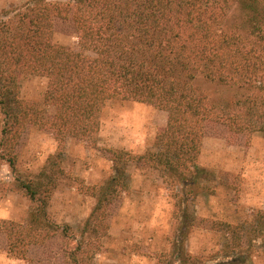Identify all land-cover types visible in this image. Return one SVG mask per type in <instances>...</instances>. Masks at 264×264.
I'll list each match as a JSON object with an SVG mask.
<instances>
[{"label": "trees", "instance_id": "1", "mask_svg": "<svg viewBox=\"0 0 264 264\" xmlns=\"http://www.w3.org/2000/svg\"><path fill=\"white\" fill-rule=\"evenodd\" d=\"M59 19L72 21L78 51L55 42ZM23 76L47 79L52 115L22 99ZM202 84L231 96L212 95ZM116 101L154 106L168 124L143 155L113 152L118 176L110 185H122L131 164L183 179L198 167L207 124L264 133V0H30L0 21V151L9 152L11 169L30 126L53 132L59 149L68 139L95 140L103 110ZM61 162L60 153L36 181L18 180L33 205L27 226L5 225L17 259L58 228L48 208ZM102 192L94 216L115 193Z\"/></svg>", "mask_w": 264, "mask_h": 264}, {"label": "rangeland", "instance_id": "2", "mask_svg": "<svg viewBox=\"0 0 264 264\" xmlns=\"http://www.w3.org/2000/svg\"><path fill=\"white\" fill-rule=\"evenodd\" d=\"M29 1L0 0V21ZM54 40L79 50L72 21H56ZM202 86L231 96L226 88ZM47 87L44 78L20 80L22 99L52 115ZM167 124L168 114L154 106L116 101L103 110L95 140L68 139L59 149L53 132L30 126L16 147V169L4 159L9 152L0 151V264H264V133L236 134L210 123L198 167L183 179L164 180L150 166L131 164L122 185L109 184L118 176L113 152L143 155ZM60 153L64 174L48 208L58 228L31 246L26 260L17 259L5 225L27 226L33 205L18 180L36 181ZM105 188L115 193L94 216Z\"/></svg>", "mask_w": 264, "mask_h": 264}, {"label": "clouds", "instance_id": "3", "mask_svg": "<svg viewBox=\"0 0 264 264\" xmlns=\"http://www.w3.org/2000/svg\"><path fill=\"white\" fill-rule=\"evenodd\" d=\"M195 240L193 241V245H194V247H193V252L195 253Z\"/></svg>", "mask_w": 264, "mask_h": 264}]
</instances>
